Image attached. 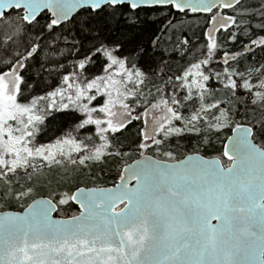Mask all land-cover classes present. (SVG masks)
I'll return each instance as SVG.
<instances>
[{
	"label": "snow or ice",
	"instance_id": "obj_1",
	"mask_svg": "<svg viewBox=\"0 0 264 264\" xmlns=\"http://www.w3.org/2000/svg\"><path fill=\"white\" fill-rule=\"evenodd\" d=\"M257 51L264 0H0V264H264Z\"/></svg>",
	"mask_w": 264,
	"mask_h": 264
},
{
	"label": "trees",
	"instance_id": "obj_2",
	"mask_svg": "<svg viewBox=\"0 0 264 264\" xmlns=\"http://www.w3.org/2000/svg\"><path fill=\"white\" fill-rule=\"evenodd\" d=\"M259 3H260V0H243L242 6H246V7L251 8V7L259 6ZM169 19H171L173 23L179 24L178 20H176L172 17H170ZM183 20H184V24L182 25V27L184 29V34L187 35L188 38H190L191 40L195 41L196 37L193 35V32H196L197 34L199 33V28L197 27V25H202L204 23L203 16L202 15H195V16L194 15H192V16L188 15L187 17H183ZM255 22L256 21L253 20V23H255ZM121 24H122V22H121ZM121 24H117L115 27L120 28ZM167 25H168V20H165L162 18L158 22L149 25L145 30L144 39L150 40V39H155L156 36H159L161 39L162 46L171 48V45H172V43L175 42L178 33L162 32L161 30L166 28ZM253 31H255V29H253ZM241 39L243 40L244 38L241 37ZM239 47H240L239 44H237L235 46H230V48H232V50H238ZM256 57H257V62L264 61V53L257 51ZM249 62H250V60H249ZM183 63H184V61L180 60L178 55L174 56L173 57V63L171 64V70L172 71H178ZM243 63L244 62L242 61V64ZM135 127H136V124L134 122L133 126L129 129V132L125 133V137H127L128 140H130L134 136ZM125 143H127V140H125ZM216 147H219V145L217 144ZM125 150H127V149H125ZM209 151L212 155L215 154V152L212 151L211 149ZM112 174H114V166H113V173ZM112 174H110L107 170L104 172H99V173L94 172V176L99 177L98 183L101 186H111ZM88 183H89V186H91V181H88ZM71 211H72V209H69V213H71Z\"/></svg>",
	"mask_w": 264,
	"mask_h": 264
},
{
	"label": "flooded vegetation",
	"instance_id": "obj_3",
	"mask_svg": "<svg viewBox=\"0 0 264 264\" xmlns=\"http://www.w3.org/2000/svg\"><path fill=\"white\" fill-rule=\"evenodd\" d=\"M188 15H190V16L194 15V16H195V15H198V14H190V13H189Z\"/></svg>",
	"mask_w": 264,
	"mask_h": 264
},
{
	"label": "water",
	"instance_id": "obj_4",
	"mask_svg": "<svg viewBox=\"0 0 264 264\" xmlns=\"http://www.w3.org/2000/svg\"><path fill=\"white\" fill-rule=\"evenodd\" d=\"M243 1V0H242ZM190 14H192V13H190ZM198 15H200V14H198Z\"/></svg>",
	"mask_w": 264,
	"mask_h": 264
}]
</instances>
